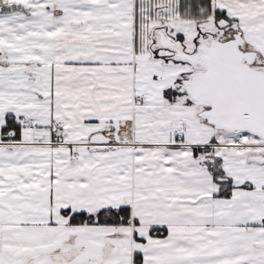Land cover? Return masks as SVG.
Segmentation results:
<instances>
[{
  "label": "snow or ice",
  "instance_id": "1",
  "mask_svg": "<svg viewBox=\"0 0 264 264\" xmlns=\"http://www.w3.org/2000/svg\"><path fill=\"white\" fill-rule=\"evenodd\" d=\"M0 264H264V0H0Z\"/></svg>",
  "mask_w": 264,
  "mask_h": 264
}]
</instances>
